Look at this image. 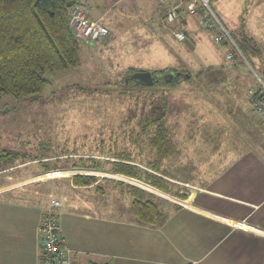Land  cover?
<instances>
[{"label":"rangeland","instance_id":"obj_1","mask_svg":"<svg viewBox=\"0 0 264 264\" xmlns=\"http://www.w3.org/2000/svg\"><path fill=\"white\" fill-rule=\"evenodd\" d=\"M80 1L81 6H77L88 13L100 15L107 11L101 22L109 26L110 33L96 43L80 39L81 65L62 72L47 69L50 83L38 95H7L0 99V150L18 151L27 158L45 156L48 162L62 165L79 161L81 156L86 158L88 154L111 150L114 138L110 135L136 126L151 101L157 104L172 97L164 95L168 90L165 82L141 86L131 80L128 69L155 72L167 65L192 74V79L178 83L181 89H176L173 95L176 100L172 101L169 116L172 131L187 133L185 141L189 139L181 146L183 149L195 148V152L200 150L204 154L212 148L216 150L211 153L212 158L219 157L218 150L226 151L216 159L219 165L225 164L229 147L250 145L249 126L258 128L259 118L249 104L248 90L258 85L255 72L264 76V9H258L259 0L211 1L223 22L225 15L237 20L236 26L240 25L234 33L224 22L230 34L238 35L242 28L241 32L252 36L261 47L260 57H248L251 66L241 60H228L226 50L230 46L216 42L198 17L193 38L187 40L185 32V40H175L172 33L184 31L179 29L180 23L163 22L160 9L159 23L153 18L154 6L163 5L160 0ZM246 18L254 24L250 29L243 25L249 21ZM161 34L170 37L160 38ZM160 75L158 79L162 78ZM233 101L239 104L232 105ZM252 135H255L253 131ZM101 136L106 141L101 142ZM119 137L121 148L125 141ZM195 159L198 161L197 156L187 161ZM180 161L181 158L173 159L167 164L166 178L184 177L177 168L182 164ZM99 184L118 187L103 181ZM116 213L127 215L124 210Z\"/></svg>","mask_w":264,"mask_h":264},{"label":"crops","instance_id":"obj_2","mask_svg":"<svg viewBox=\"0 0 264 264\" xmlns=\"http://www.w3.org/2000/svg\"><path fill=\"white\" fill-rule=\"evenodd\" d=\"M263 1H257L258 9H264ZM85 12L92 20H102L107 11ZM153 14L159 23V3ZM222 18L236 33L237 20ZM185 20L189 40L195 17ZM243 25L250 29L254 24L249 20ZM257 121L258 128L249 126L250 145L229 147L225 164L218 165L216 159L226 151L218 150L219 157L212 158L215 149L202 154L184 148L180 162L194 170L193 176L168 177L169 192L118 172L50 163L45 156L0 158V264H39L40 223L53 209L74 264H264V125ZM192 156L198 161L188 162ZM77 174L94 175L96 181L76 184ZM102 181L119 188L99 184ZM131 186L161 206L162 224L136 221ZM54 200L61 205L55 207ZM121 210L127 215L116 213Z\"/></svg>","mask_w":264,"mask_h":264},{"label":"trees","instance_id":"obj_3","mask_svg":"<svg viewBox=\"0 0 264 264\" xmlns=\"http://www.w3.org/2000/svg\"><path fill=\"white\" fill-rule=\"evenodd\" d=\"M69 1L0 0V99L7 95H38L50 83L46 77L47 69L62 72L81 65L80 38L77 37L71 24V9L78 5V0H75L73 6H68ZM160 1L163 3V5L159 3L160 13L163 14V22L166 23L168 21L165 20V12L170 0ZM186 17L197 18L198 15L181 14L176 21L168 23L179 22L181 25L179 29H185ZM230 35L247 61L250 55L254 57L262 55L259 44L243 31L238 35ZM221 43L227 48L230 46L226 50L227 57V52L234 46L229 40H223ZM228 60L246 62L238 52H236L235 58ZM248 65L251 66L249 61ZM215 66L211 67H218ZM138 71L130 67L128 74L131 76V80H135L137 84L143 86L132 76ZM170 71L175 73L174 81L165 80L163 77L158 79L159 74ZM152 73L154 84L161 82L167 84L168 90H165L164 95L172 96L170 101L164 98L157 104L154 100L151 101L150 108L146 109L145 107L136 126L131 125L130 129L121 130V133L116 131L117 134L114 132L115 134L110 135L114 138L111 142V150H103L100 154L95 155L88 154L86 158L81 156L79 161L72 163L74 167L122 173L169 192V182L165 177L168 176L169 170L167 164H170L173 159L181 158L182 160L183 147L181 146L188 143L189 139L185 141L187 133L184 135L171 129L169 116L173 108L172 101L176 100L173 95H175L176 89H181L178 83L182 79H192V74L176 67L163 68ZM127 124L129 125V122ZM122 127L120 125V128ZM120 135L125 141V145L121 148L118 143ZM104 141L106 140L102 137L101 142ZM19 156L27 157L18 151L0 150L1 159L11 161ZM177 168L186 177L194 171L189 167L184 168L182 164ZM92 173L94 174V171ZM95 181L96 176L94 175L77 174L74 176V182L79 185H90ZM130 194L133 197L132 212L138 223L159 226L164 222L161 206L152 199H146L140 188L131 186ZM102 264H111V262Z\"/></svg>","mask_w":264,"mask_h":264},{"label":"built area","instance_id":"obj_4","mask_svg":"<svg viewBox=\"0 0 264 264\" xmlns=\"http://www.w3.org/2000/svg\"><path fill=\"white\" fill-rule=\"evenodd\" d=\"M211 1L213 0H170L166 7L165 20L174 22L181 14H197L205 22L207 28L210 29L216 42L221 43L223 40H229L233 44L234 48L227 52L228 59L235 58L236 52H238L248 63L213 9ZM71 24L77 37L90 43L98 42L110 31L108 26L101 20H91L79 6H74L71 12ZM175 35L178 40L183 41L186 39L184 31H176ZM255 73L258 85L248 90L249 104L251 109L258 115V118L264 123V77L257 72ZM53 204L55 207H59L61 200H54ZM40 249L39 264H74L71 251L66 247L60 230V218L56 209L46 211L42 217L40 223Z\"/></svg>","mask_w":264,"mask_h":264},{"label":"water","instance_id":"obj_5","mask_svg":"<svg viewBox=\"0 0 264 264\" xmlns=\"http://www.w3.org/2000/svg\"><path fill=\"white\" fill-rule=\"evenodd\" d=\"M74 4L75 0H70L68 2V6H73ZM161 75L162 77H166L168 81H174L175 79V73L173 71L165 72ZM133 77L136 78L140 83L146 85H152L155 82L153 73L146 70H140L136 72Z\"/></svg>","mask_w":264,"mask_h":264}]
</instances>
